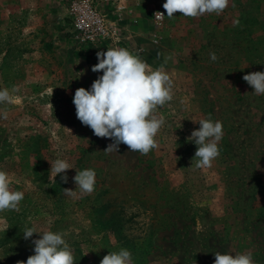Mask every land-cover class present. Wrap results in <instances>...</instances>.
<instances>
[{"label": "rangeland", "instance_id": "1", "mask_svg": "<svg viewBox=\"0 0 264 264\" xmlns=\"http://www.w3.org/2000/svg\"><path fill=\"white\" fill-rule=\"evenodd\" d=\"M164 3L107 4L117 39L103 49L72 36L65 0H0V90L12 97L0 103V170L24 193L19 211L0 212V264L34 254L40 235L23 236L33 226L63 233L76 264H100L121 248L134 264H214L217 251L264 264V95L243 80L264 71V0H230L220 15L195 18H169ZM108 48L163 67L173 82L147 155L124 144L105 153L112 141L76 117L75 91L102 75L91 68ZM209 117L223 124L220 155L196 169L187 138L200 127L193 120ZM57 158L73 166L67 183L50 172ZM84 169L96 173L90 194L73 180Z\"/></svg>", "mask_w": 264, "mask_h": 264}, {"label": "clouds", "instance_id": "2", "mask_svg": "<svg viewBox=\"0 0 264 264\" xmlns=\"http://www.w3.org/2000/svg\"><path fill=\"white\" fill-rule=\"evenodd\" d=\"M229 2L230 0H165L162 7L169 18L174 17L177 12L185 17L195 18L205 13L220 15ZM164 16L159 11L154 13L158 21ZM96 55L98 63L92 66L91 71L102 72V75L93 81L90 89L80 87L75 91L73 104L77 119L82 125L89 127L95 136L112 141L104 150L105 153L118 152L119 145L124 144L130 151L147 155L158 147L155 137L165 123L163 118H158L154 113L158 107H163L173 98L170 75L163 67L151 68L138 54L126 48H108L107 51H98ZM210 59L217 60L214 52L210 53ZM79 74L80 77L84 72ZM243 80L251 86L255 95H264V71L245 74ZM11 101L9 90H0V103ZM193 121L199 123L200 127L193 130L187 138L197 146L191 167L207 169L220 155L218 142L223 137V124L210 117ZM49 163L54 179L64 173L60 178L67 183L66 172L73 169V166L61 158ZM95 177L93 169L76 170L73 177L76 189L90 194L94 191ZM11 183L9 173L0 170V212L19 211V204L24 198L22 191L12 190ZM63 191L66 195L75 193L67 188ZM34 233L40 235V238L32 240L34 254L26 262L18 261L17 264H76L73 251L63 233L50 230L40 232L35 226L26 227L24 239L28 240ZM214 255V264H255L251 253L233 255L217 251ZM100 264L134 262L132 253L121 248L118 252L105 255Z\"/></svg>", "mask_w": 264, "mask_h": 264}, {"label": "built area", "instance_id": "3", "mask_svg": "<svg viewBox=\"0 0 264 264\" xmlns=\"http://www.w3.org/2000/svg\"><path fill=\"white\" fill-rule=\"evenodd\" d=\"M117 1L65 0V20L72 36L80 43L103 49L106 44L115 43L117 31L110 23L105 6Z\"/></svg>", "mask_w": 264, "mask_h": 264}]
</instances>
